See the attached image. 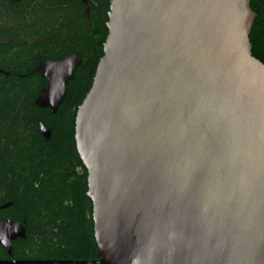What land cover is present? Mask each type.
Masks as SVG:
<instances>
[{"label": "water", "instance_id": "obj_1", "mask_svg": "<svg viewBox=\"0 0 264 264\" xmlns=\"http://www.w3.org/2000/svg\"><path fill=\"white\" fill-rule=\"evenodd\" d=\"M251 1L110 0L74 127L99 264H264ZM69 59L51 105L38 102L40 73L38 105L54 112L65 98L80 64Z\"/></svg>", "mask_w": 264, "mask_h": 264}, {"label": "flooded vegetation", "instance_id": "obj_2", "mask_svg": "<svg viewBox=\"0 0 264 264\" xmlns=\"http://www.w3.org/2000/svg\"><path fill=\"white\" fill-rule=\"evenodd\" d=\"M107 1L0 0V264H99L97 245L93 255L87 244L92 202L76 179L82 163L76 166L70 143L60 150L51 141V130L39 121L43 113L34 117L33 109H50L37 104L44 76L71 56L81 64L96 53ZM250 7L251 54L264 64V0ZM58 90L38 102L53 104ZM36 123L38 134L36 128L27 133ZM24 156L31 159L18 164Z\"/></svg>", "mask_w": 264, "mask_h": 264}, {"label": "trees", "instance_id": "obj_3", "mask_svg": "<svg viewBox=\"0 0 264 264\" xmlns=\"http://www.w3.org/2000/svg\"><path fill=\"white\" fill-rule=\"evenodd\" d=\"M253 1L254 0H252L251 3ZM107 2L108 5L106 11L108 12L109 0ZM105 20L107 21V17L105 18ZM100 30L102 31V39L98 44V49L96 53L93 56L90 55L87 58H83L81 64L76 67L72 79L66 82V95L65 98L62 100L61 104L59 105L57 111L53 113L50 109L41 110L35 107L33 109L35 115L32 112L34 117H38V115H36L38 110H40L41 113H43L41 114L40 117L41 120L39 121H42L43 126L45 128H49L51 130V136H52L51 141L57 142L58 148L60 150L62 149L61 147L63 142H67L71 144L72 148L75 151L74 154H75L76 166H81V161L79 160V156L76 153V146H74L75 145L74 127H75L76 111L91 87L97 63L103 55V43L107 36V30H104L101 27ZM43 82L45 83L44 79ZM37 94L38 92L36 91V93L32 98H34ZM38 126H39L38 123H36V125L29 124L27 133L35 132L37 129H39ZM36 133L38 134V130ZM29 159H31V157L29 156L21 157L19 158L18 164L21 163L26 164ZM81 172L82 173L76 179L82 182L83 192H84V195L82 194V197L85 199V192L87 191V170L84 167H81ZM75 175L77 176V174ZM89 224H90L89 238L87 240V244L90 246L89 249L94 255L97 248L92 231L93 222L90 220Z\"/></svg>", "mask_w": 264, "mask_h": 264}, {"label": "bare ground", "instance_id": "obj_4", "mask_svg": "<svg viewBox=\"0 0 264 264\" xmlns=\"http://www.w3.org/2000/svg\"><path fill=\"white\" fill-rule=\"evenodd\" d=\"M65 64L62 68L63 70L61 71L60 70V66L62 64ZM72 65V62L70 59L68 60H65L63 62H60L57 66H58V69L56 70V73L54 74H48L47 78L49 79V85L48 87L46 88V90L44 91L43 95H44V100H52V92L55 90V88L58 87V89L60 90V84H61V81L62 79L65 77V73L70 69ZM61 71V72H60ZM58 85V86H56ZM58 90V91H59ZM59 93V92H58ZM56 95V94H55ZM42 98V100H43ZM57 98V97H56ZM56 98H55V101H56Z\"/></svg>", "mask_w": 264, "mask_h": 264}]
</instances>
